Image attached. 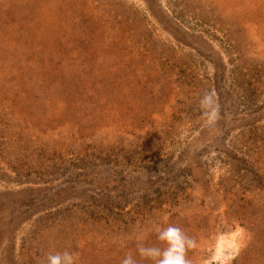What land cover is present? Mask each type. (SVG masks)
I'll return each instance as SVG.
<instances>
[{
  "label": "rangeland",
  "instance_id": "rangeland-1",
  "mask_svg": "<svg viewBox=\"0 0 264 264\" xmlns=\"http://www.w3.org/2000/svg\"><path fill=\"white\" fill-rule=\"evenodd\" d=\"M169 225L264 264V0H0V264H154Z\"/></svg>",
  "mask_w": 264,
  "mask_h": 264
},
{
  "label": "clouds",
  "instance_id": "clouds-1",
  "mask_svg": "<svg viewBox=\"0 0 264 264\" xmlns=\"http://www.w3.org/2000/svg\"><path fill=\"white\" fill-rule=\"evenodd\" d=\"M203 106L212 104V96L205 94L201 100ZM212 117L216 116V112L211 113ZM157 239L166 247L163 249L156 246H145L143 243L137 244L138 254L145 259L154 261V264H191L186 258L189 249L195 247V241L186 235L179 227L169 225L167 227L157 226L155 229ZM77 257L70 251L57 252L48 254L45 264H76ZM121 264H137L131 254L126 255Z\"/></svg>",
  "mask_w": 264,
  "mask_h": 264
}]
</instances>
